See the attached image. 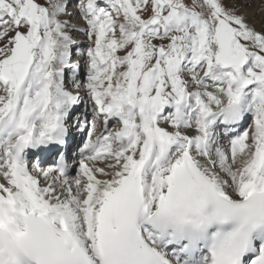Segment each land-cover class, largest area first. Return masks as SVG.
Listing matches in <instances>:
<instances>
[{
    "label": "snow or ice",
    "instance_id": "6c2138e0",
    "mask_svg": "<svg viewBox=\"0 0 264 264\" xmlns=\"http://www.w3.org/2000/svg\"><path fill=\"white\" fill-rule=\"evenodd\" d=\"M0 264H264V0H0Z\"/></svg>",
    "mask_w": 264,
    "mask_h": 264
},
{
    "label": "rangeland",
    "instance_id": "374dc122",
    "mask_svg": "<svg viewBox=\"0 0 264 264\" xmlns=\"http://www.w3.org/2000/svg\"><path fill=\"white\" fill-rule=\"evenodd\" d=\"M79 37L80 39L85 40V37L83 35H80Z\"/></svg>",
    "mask_w": 264,
    "mask_h": 264
},
{
    "label": "bare ground",
    "instance_id": "6f19581e",
    "mask_svg": "<svg viewBox=\"0 0 264 264\" xmlns=\"http://www.w3.org/2000/svg\"><path fill=\"white\" fill-rule=\"evenodd\" d=\"M82 41V40H81Z\"/></svg>",
    "mask_w": 264,
    "mask_h": 264
}]
</instances>
